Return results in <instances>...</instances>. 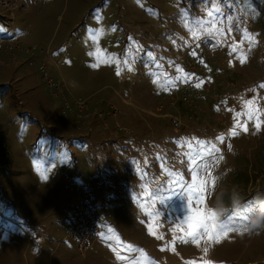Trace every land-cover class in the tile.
<instances>
[{"label":"rangeland","instance_id":"374dc122","mask_svg":"<svg viewBox=\"0 0 264 264\" xmlns=\"http://www.w3.org/2000/svg\"><path fill=\"white\" fill-rule=\"evenodd\" d=\"M195 50L200 92L162 95L193 79ZM0 128V264H264V231L193 242L187 194L169 191L192 183L199 141L219 149L201 209L220 177L264 191V0H0ZM89 193L84 248L66 230Z\"/></svg>","mask_w":264,"mask_h":264},{"label":"snow or ice","instance_id":"6c2138e0","mask_svg":"<svg viewBox=\"0 0 264 264\" xmlns=\"http://www.w3.org/2000/svg\"><path fill=\"white\" fill-rule=\"evenodd\" d=\"M209 15L211 16L212 13H209ZM214 26L215 25L213 23V27ZM233 50H235V48H233ZM241 62H243V60H241ZM117 74H119V71ZM238 127L244 131H247V127L245 125L236 123L230 130V135H237ZM257 129H259V122L257 123ZM218 139L223 141V137H218ZM198 143L201 146L199 150L192 149L191 144L188 145V155L191 158V164L193 166L191 168L192 183L184 184L182 181L174 182L173 187L169 190L171 194H175L177 191L187 194V214L184 215L183 219L185 221V224L187 225V235L191 236L193 242H196V240L204 234H208L210 238L212 236H215L218 240L219 236L222 233H226V231L228 230H241L242 224L245 219L243 214L230 215L225 217V219L221 221V223L214 224L211 214L201 209L200 205L203 203L202 193L204 191V180L201 178L199 173L206 171L208 168V165L203 162L205 156H212V151L218 152L219 149L205 151L203 147L205 142L199 141ZM220 159H223V157H220ZM198 161H201V163L198 164ZM177 185L178 188L176 187ZM193 204L196 205L195 211H193L192 209ZM181 239H184V237L182 236ZM121 258L122 257L118 256V259Z\"/></svg>","mask_w":264,"mask_h":264},{"label":"built area","instance_id":"2783aa9c","mask_svg":"<svg viewBox=\"0 0 264 264\" xmlns=\"http://www.w3.org/2000/svg\"><path fill=\"white\" fill-rule=\"evenodd\" d=\"M204 59H205L204 53L200 55V53L197 52L194 55H190L189 58L187 59V63L189 69L195 71L193 79L189 78L175 87L168 88V90L165 91L163 95L165 96L180 95L179 97L180 100L190 101V99L188 98L189 96L191 97L193 93L200 92L199 87L195 84L196 81L202 78L203 76L205 77L206 75H208L204 70L195 67L197 63L203 64L202 62ZM200 74L202 76H200ZM211 78H212L211 85H213L215 81L214 73L210 77V79ZM211 85H207V86H211ZM207 86H205V88ZM212 98L215 100V102H217V96L213 95ZM65 106L67 107L68 103L65 102ZM82 183L81 182L76 183L77 186L75 188L76 190H78V193L80 195H81L80 190L84 189L83 185H81ZM91 199L92 198L89 193L88 196H83V200L85 201V203L81 201H77L74 203L73 209L75 212V217L71 227L68 229L69 233L73 236V238L77 239L80 242L81 247L84 248H87V246L90 245L91 241L95 242L97 240V234L99 232V228L97 224L98 218L94 208V204L91 202ZM79 202H81V204H78Z\"/></svg>","mask_w":264,"mask_h":264},{"label":"clouds","instance_id":"9594fccd","mask_svg":"<svg viewBox=\"0 0 264 264\" xmlns=\"http://www.w3.org/2000/svg\"><path fill=\"white\" fill-rule=\"evenodd\" d=\"M223 179L218 178L216 187L209 189V202L205 211L217 222L230 215L243 214L245 219L241 227L242 234L251 236L264 231V191L246 196L237 186H224ZM249 202L256 205L255 210L245 213L243 207Z\"/></svg>","mask_w":264,"mask_h":264},{"label":"trees","instance_id":"16d2710c","mask_svg":"<svg viewBox=\"0 0 264 264\" xmlns=\"http://www.w3.org/2000/svg\"><path fill=\"white\" fill-rule=\"evenodd\" d=\"M9 145L6 141L3 130L0 128V169H3L10 163ZM32 163V161H29Z\"/></svg>","mask_w":264,"mask_h":264}]
</instances>
